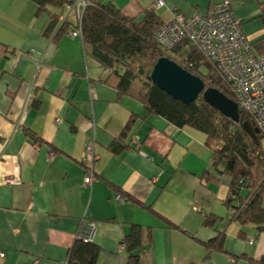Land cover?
<instances>
[{"label":"crops","instance_id":"obj_1","mask_svg":"<svg viewBox=\"0 0 264 264\" xmlns=\"http://www.w3.org/2000/svg\"><path fill=\"white\" fill-rule=\"evenodd\" d=\"M100 1L130 18L154 10L163 23L175 11L206 14L229 2L253 53L264 56V0ZM37 10L29 0H0V264H67L86 221L96 225L97 264H126L122 240L133 225L143 230L142 264L264 257V233L231 221L232 178L214 169L205 135L120 96L83 40L47 37ZM117 143L129 147L115 152ZM91 168L97 179L88 187ZM220 234L223 250L209 253Z\"/></svg>","mask_w":264,"mask_h":264},{"label":"trees","instance_id":"obj_2","mask_svg":"<svg viewBox=\"0 0 264 264\" xmlns=\"http://www.w3.org/2000/svg\"><path fill=\"white\" fill-rule=\"evenodd\" d=\"M29 1L38 5V17L47 16L44 31L47 37L57 40L79 28L74 13L63 19L67 9L75 5V0ZM88 2L90 4L84 11L81 25L86 55L101 65L105 73L109 71L107 74L112 82H116L120 96L141 101L148 116L161 117L181 129L190 127L203 133L213 153L214 169L232 178L227 202L233 212L231 221L242 227L255 226L260 233H264V138L258 135L259 142H256L243 127L244 123H249L257 129L254 118L240 109L241 119L235 124L208 105L202 94L193 104L186 106L161 91L152 83L150 76L160 58L167 57L200 77L207 88H214L235 102V93L230 84L219 76L216 68L197 49L183 44L169 53L158 45L156 34L165 23L161 22L154 10H145L142 19H138L126 16L111 2ZM184 56L194 63L195 71L183 64ZM132 123L124 130L123 139L130 134ZM218 144L221 145L220 149L216 148ZM119 145H115V152L129 147V144L126 148ZM207 176L204 175V178L207 179ZM163 221L168 227L177 228L170 221ZM225 239V235L220 234L205 248L209 253L222 251ZM122 242L128 255L126 264H142L143 230L133 225L131 234ZM100 251L93 242L77 239L69 252L67 264H97ZM236 264H264V257L254 260L243 255L236 259Z\"/></svg>","mask_w":264,"mask_h":264},{"label":"built area","instance_id":"obj_3","mask_svg":"<svg viewBox=\"0 0 264 264\" xmlns=\"http://www.w3.org/2000/svg\"><path fill=\"white\" fill-rule=\"evenodd\" d=\"M89 4L88 0H75V5L68 8L63 15V19L73 13L77 17L79 28L69 32V37L81 38L83 14ZM163 6L164 2L158 1L156 8ZM156 35L157 44L169 53L183 44L197 49L216 68L219 76L230 84L236 103L241 110L254 118L259 135L264 138V56L253 53L251 43L242 30L241 21L234 14L229 2L211 7L206 14L196 12L192 16H186L175 11L170 22L165 23ZM183 64L195 71L194 63L189 57H183ZM216 148L220 149V146L216 145ZM89 158L92 162L96 160L94 145L89 148ZM96 179L97 176L91 168L84 183L91 187ZM17 183L13 178L8 180V185ZM118 198L126 201L122 195ZM95 235L96 225L86 221L79 231L78 239L93 242Z\"/></svg>","mask_w":264,"mask_h":264},{"label":"water","instance_id":"obj_4","mask_svg":"<svg viewBox=\"0 0 264 264\" xmlns=\"http://www.w3.org/2000/svg\"><path fill=\"white\" fill-rule=\"evenodd\" d=\"M152 71L150 76L152 83L173 99L187 106L193 104L202 94L204 101L216 109L221 116L229 118L235 124L240 122V107L236 101L234 102L214 88H207L200 77L183 69L174 60L167 57L160 58ZM243 127L256 142H259L258 129H254L249 123H244Z\"/></svg>","mask_w":264,"mask_h":264},{"label":"rangeland","instance_id":"obj_5","mask_svg":"<svg viewBox=\"0 0 264 264\" xmlns=\"http://www.w3.org/2000/svg\"><path fill=\"white\" fill-rule=\"evenodd\" d=\"M204 72H205V73H207V71H206V70H204ZM218 146H221V145H219V144H218Z\"/></svg>","mask_w":264,"mask_h":264}]
</instances>
